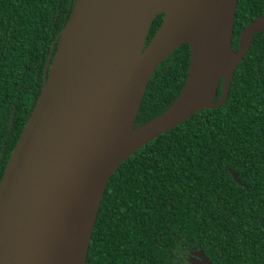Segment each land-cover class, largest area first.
Masks as SVG:
<instances>
[{"label":"water","instance_id":"95a60500","mask_svg":"<svg viewBox=\"0 0 264 264\" xmlns=\"http://www.w3.org/2000/svg\"><path fill=\"white\" fill-rule=\"evenodd\" d=\"M108 4L95 27L85 0H76L55 54L51 49L41 93L0 182V264H86L111 177L161 135L222 107L254 35L264 30V16L253 20L236 51L238 0ZM184 44L190 68L182 93L160 117L136 127L155 71ZM193 256L191 264H212L201 250Z\"/></svg>","mask_w":264,"mask_h":264},{"label":"trees","instance_id":"16d2710c","mask_svg":"<svg viewBox=\"0 0 264 264\" xmlns=\"http://www.w3.org/2000/svg\"><path fill=\"white\" fill-rule=\"evenodd\" d=\"M75 1L0 0V182ZM261 16L264 0H238L236 51L245 28ZM163 17L153 22L145 47ZM189 68L184 44L155 71L136 127L176 102ZM222 88L223 81L215 102ZM198 250L212 264H264V30L254 35L222 107L161 135L111 177L86 264H189Z\"/></svg>","mask_w":264,"mask_h":264},{"label":"bare ground","instance_id":"6f19581e","mask_svg":"<svg viewBox=\"0 0 264 264\" xmlns=\"http://www.w3.org/2000/svg\"><path fill=\"white\" fill-rule=\"evenodd\" d=\"M109 0H85V11L89 22L98 27L107 16Z\"/></svg>","mask_w":264,"mask_h":264},{"label":"flooded vegetation","instance_id":"af4514ba","mask_svg":"<svg viewBox=\"0 0 264 264\" xmlns=\"http://www.w3.org/2000/svg\"><path fill=\"white\" fill-rule=\"evenodd\" d=\"M198 251H199V250H198ZM194 252H196V251H194ZM194 252H193V253H194ZM193 253H192V258L194 257V256H193ZM204 255H205V254H204ZM205 256H206V255H205ZM206 257H207V256H206ZM192 258H191V259H192ZM191 259H189V264H191V262H190Z\"/></svg>","mask_w":264,"mask_h":264}]
</instances>
